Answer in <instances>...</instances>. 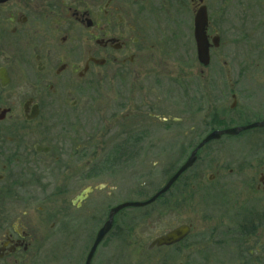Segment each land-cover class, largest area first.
Here are the masks:
<instances>
[{"label": "flooded vegetation", "instance_id": "af4514ba", "mask_svg": "<svg viewBox=\"0 0 264 264\" xmlns=\"http://www.w3.org/2000/svg\"><path fill=\"white\" fill-rule=\"evenodd\" d=\"M183 1L0 0V264H57L59 258L64 262L73 245L92 239L94 243L101 227L96 234L94 229L90 233L85 231V216L80 210L94 188H82L71 200L66 196L82 187L85 177L95 175L84 177L79 150L74 158L63 161L62 152H57L52 142V132H73L75 125L46 122L59 120L58 117L66 121L69 109L74 110L80 103L73 96H103L107 86L118 84L125 91L131 110L132 90L138 87L141 96H147L142 91L148 79L152 94L143 100L139 111L157 118L164 109L160 66L163 62L148 60L147 51L157 50L163 37L172 36L174 40L173 35L167 34L170 13L164 10L172 6V20L176 21L180 6L186 3ZM189 2L188 32L197 58L195 18L202 7L207 10L210 63H200L205 96H185L187 102H174L176 110L190 116L201 113L209 117V125L217 118L224 122L228 115L256 118L234 126L263 121L264 96H237L232 92L228 103L226 86L220 90V96L212 95L211 82L218 78V73L206 69L215 63V53L224 44L226 0H219L218 9L212 8V0ZM172 25L175 26L173 22ZM221 74L223 80L231 71L222 70ZM40 120L41 124L33 125ZM255 129L264 131V126ZM128 143L125 142V154ZM52 152L57 154L53 162ZM53 168L60 177L52 178ZM217 175L224 176L221 187L240 180L229 178L239 176L232 169L226 174L210 175L209 180ZM240 183L251 186L242 179ZM87 188L90 191L86 197L77 200ZM255 188L264 194V171L260 172ZM211 200L216 209L211 218L219 222L205 230V239L214 244H236L244 264H264V201L259 208L243 211L241 204L224 209L220 208V198L213 196ZM114 228L115 220L105 238ZM192 231L193 227L190 235ZM54 244L60 246L59 253L53 249Z\"/></svg>", "mask_w": 264, "mask_h": 264}, {"label": "rangeland", "instance_id": "374dc122", "mask_svg": "<svg viewBox=\"0 0 264 264\" xmlns=\"http://www.w3.org/2000/svg\"><path fill=\"white\" fill-rule=\"evenodd\" d=\"M189 1H183L186 3L180 6L176 21L172 20V6H167L164 10L170 13L167 34L173 35L174 40L172 36L163 37V44H159L157 50L147 51L148 60L163 62L160 66L163 69L164 109L157 118H150L147 111H139L143 100L152 94L151 79H148L142 91L147 96H141L138 87L132 90L131 110L125 91L118 84L112 88L107 86L103 96H73L80 103L74 110L69 109L66 121L58 117L59 120L46 122L75 125L78 129L77 133L75 128L73 132L54 131L51 136L57 152H62L63 161L70 160L71 156L74 158L79 150L84 177L95 175L94 178L85 177L82 187L65 195L71 200L82 188H94L80 209L85 216V231L89 233L94 229L96 234L111 208L150 198L187 160L199 142L222 125H218L223 122L218 118L209 125V117L201 113L185 115L175 107L177 100L187 102L185 96H205L199 72L203 65L190 45ZM212 2V8L218 9L219 0ZM225 5L224 44L215 53V63L206 69L218 73V78L214 77L211 82L212 95L220 96V90L226 86L228 103L232 92L237 96H264V0H226ZM222 70L231 71L223 80L220 79ZM154 80L153 77L152 85ZM164 118L167 121L161 120ZM178 118L181 121H174ZM245 120L253 122L256 118L228 115L224 122L234 127ZM41 123L40 120L33 125ZM125 142H130L126 154ZM56 156V152L50 154L52 162ZM230 169L239 176L229 178L242 179L251 186L237 180V183L221 187L224 178L221 175L209 180L210 175L226 174ZM261 171H264V131L254 128L238 136L225 135L207 143L198 151L196 163L177 180L165 199L159 197L144 207L124 208L115 215V228L97 248L92 264H244V257L238 253L239 246L214 244L203 234L206 236L205 230L219 222L211 218L216 210L212 208L213 196L220 198L221 205H226H220L224 209L237 203L246 211L263 204L264 194L255 188ZM52 173V178L61 176L55 168ZM220 190L222 192H218ZM181 224L193 227L188 238L175 245L148 249L154 238ZM92 241L73 245L67 250L64 262L59 258L57 264H85ZM58 247L53 245L59 253Z\"/></svg>", "mask_w": 264, "mask_h": 264}, {"label": "water", "instance_id": "95a60500", "mask_svg": "<svg viewBox=\"0 0 264 264\" xmlns=\"http://www.w3.org/2000/svg\"><path fill=\"white\" fill-rule=\"evenodd\" d=\"M208 23L207 10L205 7H202L195 18V39L197 43V55L198 60L204 66H207L210 63V51H209V42L206 35V27ZM264 126V120L259 122L250 123L247 125H240L234 127H227L223 129H215L209 132L195 147V149L191 152L190 156L187 160L181 164L176 171L169 177L167 182L150 198L144 201H128L110 209L107 220L100 228L95 238L93 245L88 253L86 264H91L92 259L96 253L97 248L102 243L105 236L111 231L114 225L115 215L119 213L124 208L128 207H144L154 203L159 197L163 194H166L173 185L177 182V180L187 171L189 170L197 161L198 151L203 148L207 143L218 140L224 135H238L243 131L250 130L256 127ZM90 191V188L85 189L81 194L78 195L77 200H83L86 197V194ZM190 224H181L166 233L154 238L148 249H153L154 247L161 246H170L175 245L177 243L185 240L191 232ZM178 264H184L183 262H179Z\"/></svg>", "mask_w": 264, "mask_h": 264}, {"label": "trees", "instance_id": "16d2710c", "mask_svg": "<svg viewBox=\"0 0 264 264\" xmlns=\"http://www.w3.org/2000/svg\"><path fill=\"white\" fill-rule=\"evenodd\" d=\"M220 124H222V125H221V127L219 126L218 128H226V127L229 126V125L226 124L225 122L219 123L218 125H220ZM189 170H190V169H189ZM173 171H174V170H173ZM173 171H172V172H173ZM172 172H171V173H172ZM171 173L169 174V176L171 175ZM173 187H174V186H173ZM173 187H172V188H173ZM168 193H169V192H168ZM165 198H166V194H163V195L160 197V199H165Z\"/></svg>", "mask_w": 264, "mask_h": 264}]
</instances>
